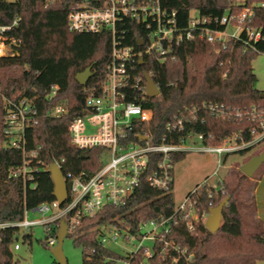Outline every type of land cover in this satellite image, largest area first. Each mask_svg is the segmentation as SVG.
Returning a JSON list of instances; mask_svg holds the SVG:
<instances>
[{
  "label": "trees",
  "instance_id": "1",
  "mask_svg": "<svg viewBox=\"0 0 264 264\" xmlns=\"http://www.w3.org/2000/svg\"><path fill=\"white\" fill-rule=\"evenodd\" d=\"M72 1L0 0L1 23L10 24L19 18L11 32L17 40L14 47L17 54L0 58V85L6 93H10L11 88L26 90L29 95L36 93L42 105L38 124L26 130L24 155L22 149L10 145V136L4 132L6 111L0 102V223L15 224L24 218L26 210L55 200V184L48 169L51 163L59 162L64 174L83 172L85 177L100 167L103 148H75L68 125L73 116L81 113L89 88H99L107 76L111 38L108 32H70L68 12ZM256 1L245 0V3ZM162 4L180 13L184 9H195L205 16H222L227 10L239 9L242 5L234 4L233 0H162ZM252 24L264 32L263 9H255ZM260 53H264V43L252 48L246 46L244 40H230L223 46L195 37L177 47L174 55L163 62L145 57V64L137 67L135 72L142 77L144 72L151 74L159 95L141 99V93H137L135 101H141L153 112L150 124L140 127L151 133L153 141L160 142L168 134L166 124L175 117L191 115L195 107L196 120L189 129L203 133L206 144L218 145L227 137L239 142L249 141L252 130L258 127V119H253L248 112L253 105L264 106V97H261L264 90L256 87L253 68V61ZM91 64H94V75L83 86L76 75ZM52 85L60 88L55 102L68 106V113L61 117L44 115L45 94ZM210 104L223 105L227 116L218 117L203 107ZM176 140L179 141V137ZM253 148L238 152L245 153ZM184 155L176 154L174 161ZM23 166L34 175L32 181L24 182L14 175ZM153 166L152 162L147 173ZM247 178L242 174L236 185L223 180L214 195L211 194L216 189L206 182L189 193L196 200L199 216L229 197L223 208L220 228L211 232L201 218L195 220L176 212L173 193L151 187L144 175L124 205L106 207L95 216L83 218L81 225L71 233L74 243L83 247L82 264H117L125 259L99 243L101 225L114 224L135 232L141 221L162 216H174L176 223L166 239L187 252L179 253L163 242H157L150 264H259L264 261V229L248 231L238 197L243 180ZM31 183H35V187ZM190 224L194 225L193 230L189 228ZM50 226L51 232L45 230L47 245L48 238L59 228L58 223ZM20 238L31 241L32 233L21 234L20 228L13 225L0 227V264H16L12 247ZM92 248L95 249L93 253ZM174 257L176 261H173ZM140 261L141 257L134 264Z\"/></svg>",
  "mask_w": 264,
  "mask_h": 264
},
{
  "label": "built area",
  "instance_id": "2",
  "mask_svg": "<svg viewBox=\"0 0 264 264\" xmlns=\"http://www.w3.org/2000/svg\"><path fill=\"white\" fill-rule=\"evenodd\" d=\"M256 8L264 10V0L243 3L239 9H229L222 16H205L195 9H184L180 13L163 6L162 0H73L68 12L69 31L108 32L111 38L107 76L99 88H89L81 113L73 116L68 125L71 143L75 148H103L100 167L89 177H85L83 172L63 173L68 185V197L62 205L55 198L32 209L41 214L40 219H27L26 210L22 220L15 224L0 223V227L13 225L27 230L43 224L45 230L51 232L52 223L60 226V222L64 220L69 234L81 225L83 218L95 216L106 207L124 205L139 187L144 175L151 187L172 192L174 158L178 153L192 150L212 152L218 156L220 165L224 154L263 143L264 106L261 105H253L248 112L253 119H258V127L252 130V139L239 142L236 138L227 137L221 144L209 145L204 142L203 133L189 129L196 120V115L193 114L196 112L195 107L192 108L191 115L175 117L169 121L165 126L168 134L160 142H155L151 133L140 127L150 124L153 112L141 101H135L138 99L137 93H141V99L148 97L144 74L142 77L135 72L137 67L145 64L139 63L140 58L145 61V57H148L163 62L174 55L177 47L195 37L223 46L230 40H244L245 45L252 48L264 43L262 28L252 24ZM18 22L19 18H15L10 24L0 22V58L17 54L14 49L17 40L11 32ZM132 31L135 34H131ZM140 39L143 42L141 45L138 44ZM59 89L58 85H52L46 91L45 116L61 117L68 113L66 103L55 102ZM0 102L6 111L4 132L10 136V145L22 149L25 155L26 130L38 124L42 112L41 101L36 93L29 95L26 90L14 91L13 88L10 93H6L0 85ZM203 107L210 109L218 117L227 116L223 105L210 104ZM140 136H147V139L143 140ZM178 137L179 141L176 140ZM196 140L201 143L200 146ZM106 158H109L107 162ZM152 162L154 166L147 173ZM53 163L61 168L59 162ZM14 175L21 177L24 182L34 179V175L26 171V166ZM222 181V178L217 180V184L213 186L216 191L211 195L217 194ZM31 186L35 187V183H31ZM195 205L196 200L188 194L183 202L175 206V210L185 213L189 218L206 221L209 211L199 216ZM174 223V216L143 220L135 232L114 224H104L99 227V243L113 250V246H124L122 242L131 244L136 240L137 243L132 244L133 248H124L121 255L125 259L119 262L134 264L141 257L137 264H150L157 242H163L179 253L187 252L180 245L166 239ZM189 228L193 230L194 225L190 224ZM58 230L59 228L54 236L48 238L49 247L53 248L57 244ZM146 241H151L152 245L147 246ZM13 247L19 249V244L16 243ZM91 252H95V249L92 248ZM176 260L174 257L173 261Z\"/></svg>",
  "mask_w": 264,
  "mask_h": 264
},
{
  "label": "rangeland",
  "instance_id": "3",
  "mask_svg": "<svg viewBox=\"0 0 264 264\" xmlns=\"http://www.w3.org/2000/svg\"><path fill=\"white\" fill-rule=\"evenodd\" d=\"M14 1V0H9ZM234 4H243L245 0H233ZM195 14L196 12L193 11ZM254 72L257 77L256 87L264 90V53H260L253 61ZM198 146L201 145L196 140ZM228 144V143H227ZM264 150V142L255 146L253 149L245 153L232 152L223 155V162L218 165V156L212 152L203 151H187L185 155L174 163V185L173 197L175 206L183 202L186 196L192 192L195 187L204 182L214 186L217 180L222 178L231 185H236L239 178L244 174L241 166L250 159L254 154H258ZM109 158H106L107 162ZM42 216L39 212L30 210L26 218L29 220H37ZM246 227L252 232V223L246 221ZM23 232H31L32 240L23 241L19 239V249L12 247L14 261L16 264H54L56 259L51 252L52 247L46 244V231L43 224L36 225L30 229H20ZM74 236L70 233L63 241V251L67 258V264H82L84 253L83 247L74 243ZM136 244L134 240L131 244L122 242L124 246H113V250L119 254L124 253V248H133L132 244ZM147 246H151V241H146ZM117 264H121L118 262Z\"/></svg>",
  "mask_w": 264,
  "mask_h": 264
},
{
  "label": "water",
  "instance_id": "4",
  "mask_svg": "<svg viewBox=\"0 0 264 264\" xmlns=\"http://www.w3.org/2000/svg\"><path fill=\"white\" fill-rule=\"evenodd\" d=\"M142 43L143 42L140 39L138 41V44L141 45ZM144 62H145L144 59L140 58L139 63L143 65ZM93 66L94 64H91L84 71L79 72L76 75V79L81 85L83 86L86 85L89 79L94 75ZM144 76L146 78V95L149 98L158 96L159 89L158 86L155 84L154 80L152 79V77L147 72H144ZM178 87L179 88L181 87L180 83H178ZM261 97H264V91H262ZM140 138L146 140L147 136H140ZM263 162H264V150L258 154L252 155L250 159L241 166V170L245 175L252 176L255 173V171L263 164ZM48 169L51 172L55 184L54 196L62 205L68 197V185L64 178V174L61 168L56 163H51ZM228 201H229V197H226L217 206L210 208L209 215L205 221V225L211 232H217L218 229L220 228L223 208ZM67 236H68L67 222L63 220L60 222L59 230L57 232V244L51 249V252L54 255L56 261L60 264L67 263V258L62 248L63 241Z\"/></svg>",
  "mask_w": 264,
  "mask_h": 264
},
{
  "label": "crops",
  "instance_id": "5",
  "mask_svg": "<svg viewBox=\"0 0 264 264\" xmlns=\"http://www.w3.org/2000/svg\"><path fill=\"white\" fill-rule=\"evenodd\" d=\"M238 197L245 223H252L253 231L264 229V162L252 176L243 180ZM259 264H264V261Z\"/></svg>",
  "mask_w": 264,
  "mask_h": 264
}]
</instances>
